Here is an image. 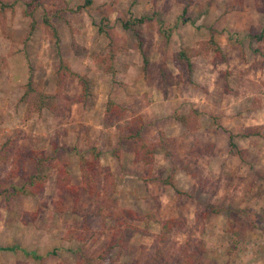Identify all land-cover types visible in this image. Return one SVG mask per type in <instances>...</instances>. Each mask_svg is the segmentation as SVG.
Listing matches in <instances>:
<instances>
[{"label": "rangeland", "instance_id": "1", "mask_svg": "<svg viewBox=\"0 0 264 264\" xmlns=\"http://www.w3.org/2000/svg\"><path fill=\"white\" fill-rule=\"evenodd\" d=\"M23 1L17 5L24 8ZM81 1L66 3L73 8ZM128 8L131 16L149 19L122 29L120 18H127ZM8 9L0 33L12 41L8 50H23L26 74L10 80L2 75L0 55V142L9 138L11 151L22 154L13 175H8L10 164L0 161V185L20 186L22 175L35 171L47 175L34 196H0V244L16 246L9 250L11 264H145L152 236L127 231L121 234L122 245L108 243L116 229L128 225L158 233L157 222L136 219L150 211L174 221L162 245L167 264H178L171 256L184 241L197 264H264V0H242L237 8L234 0H91L85 10L57 17L46 3L58 51L40 9L35 10L37 28L27 38L28 23L8 29L14 17L10 11L6 20ZM97 25L110 34V53ZM134 31L148 61L145 72ZM259 32L260 39L255 37ZM210 36L223 58L209 44L205 48ZM179 48L193 51L189 73L172 61ZM59 57L87 79L85 101H78L81 87L73 79L66 81L53 111L26 113L19 95L27 77L40 91L53 93ZM160 63L176 80L164 91ZM107 97L124 110L105 115ZM138 119L143 139L154 142L158 132L171 138L167 152L155 147L149 166L133 162L126 137ZM228 133L241 158L228 152ZM90 147L109 170L111 188L100 198L81 195L74 210L71 195L63 193L58 200L50 164L63 163L70 184L78 185L74 150L88 156ZM98 204L110 209L109 216L95 215Z\"/></svg>", "mask_w": 264, "mask_h": 264}, {"label": "trees", "instance_id": "2", "mask_svg": "<svg viewBox=\"0 0 264 264\" xmlns=\"http://www.w3.org/2000/svg\"><path fill=\"white\" fill-rule=\"evenodd\" d=\"M242 0H234V8L239 6ZM133 2V1H132ZM49 3L54 7L52 12V17H57L60 12L69 11V12H78L81 9H86L91 4V0H82L81 3L76 4L73 8L67 6L66 0H28L25 2V7L23 8L22 14L29 19L27 24V32L26 38L32 33L35 20L33 13L35 10H41V23L47 26L53 36V42L58 51V37L57 32L54 25L50 21V17L45 11V5ZM131 5V3H130ZM11 2H7L4 0H0V29L1 24L3 21L4 10L6 8H11ZM186 4L181 9V14L185 12ZM128 16L127 18H120V26L122 29H128L130 26L139 25L143 23L145 20L149 18L144 16L133 17L130 14V10H127ZM105 18V17H104ZM103 18V19H104ZM158 32L163 36L165 43H167V35L164 34V31L161 27L157 28ZM96 31L98 33H104L107 43H106V52L111 51V37L108 32L103 30L102 26L97 25ZM136 42V48L140 54L141 58V70L145 72L146 67L148 65V61L141 50L142 41L139 38L137 32H133ZM262 33L259 32L255 34V37L260 39ZM210 45V48L207 45ZM205 48H209L215 54H218L220 57L223 58V55L220 52V47L218 44L213 40L210 36L204 42ZM193 55V51L188 48H179L172 54V61L175 67L180 71H185L187 73L191 70V61L190 58ZM111 58V54L108 55V59ZM101 62L103 59L100 60ZM110 67V66H109ZM108 67V68H109ZM157 70L159 74V79L161 80V88L164 91L167 86L176 83V80H173L171 75L169 74L168 70L166 69L165 65L160 63L157 65ZM29 71V70H28ZM108 71H111L109 69ZM55 79H56V88L53 93H45L40 91L31 81L30 77L28 76L25 83L23 84L22 91L19 95V100L26 104V113L30 112H39L42 108L53 109L59 105V100H61V91L64 88L66 81H71L75 79L77 83L81 87L80 95H79V102H84L88 92H87V79L78 74L75 71H72L67 64L63 62V60L59 57L58 58V65L55 70ZM64 95V94H63ZM60 97V98H59ZM124 109L113 102L109 97H107L104 105V114L109 115L112 114L114 111H123ZM175 119L178 120L181 124L187 125V120L185 117L177 115ZM140 120L138 119V124L135 128L131 129L129 134L126 136L132 142L133 147V162H138L144 165H150L153 160V153L155 147L158 145L167 152V143L171 142V138H166L162 135L161 132L157 134V140L154 142H149L146 139H143L140 134ZM252 134H258V130H251ZM233 135L228 133L227 135V147L228 152L232 155H235L241 158L242 150L237 148L236 144L232 140ZM74 152L77 155V163H78V172L80 177V183L78 185L70 184V175L69 172L66 170L63 163L58 161L51 162V166L55 169V189L56 195L58 196V200L61 199V195L63 193H67L68 195L72 196V208L74 210L77 209L79 205V198L81 195H86L87 197H95L100 198L99 196L103 193H106L111 188V178L110 172L108 169L103 168L99 164V151L96 150L94 147H90L88 151V156H84L82 153H78L76 150ZM22 154H18L16 152L11 151V140L9 138H5L3 141L0 142V161L3 163H9L10 168L8 171V175L14 174V169L16 165H18V161L21 158ZM43 159L40 157V160ZM42 161V160H41ZM171 173V172H170ZM171 174L167 175V179H169ZM46 174H41L37 171L30 173V174H23V181L20 186L10 185L8 187H1L0 185V196L4 200L10 199L11 196L14 194H24V195H31L34 196L40 192L43 183L46 179ZM167 181V180H165ZM104 203V201H102ZM211 212H216L217 208H211ZM130 213V212H127ZM110 209L101 206L100 204L97 205L95 210V215H98L101 219L102 217L109 216ZM148 219L153 220L159 224V231L156 234L148 233L144 230L138 229L134 226H124L123 228L116 229V234L111 237V241L108 243V247L113 245H122L120 242L121 234L127 231H140L143 234L152 236L154 241L150 254L147 256L146 260L144 261L145 264H167L165 257L163 255V247L162 245L166 243L168 233L172 229V224L174 223L173 219H160L155 215L154 211H150L146 213L144 216H138L136 219ZM188 241H184L183 245L179 246L172 254V260H176L178 264H197L196 260L190 255L191 248L188 245ZM16 246H8L5 247L8 250H12ZM36 258H40V256L32 255ZM166 262V263H165ZM133 264H139L137 261Z\"/></svg>", "mask_w": 264, "mask_h": 264}, {"label": "crops", "instance_id": "3", "mask_svg": "<svg viewBox=\"0 0 264 264\" xmlns=\"http://www.w3.org/2000/svg\"><path fill=\"white\" fill-rule=\"evenodd\" d=\"M12 2L14 0H11ZM17 1L16 4H13L12 9L9 8L8 12L5 13L6 15V20L7 18L10 17V11L13 12L14 17L11 20V23L6 24L8 26V29L14 31L18 28L15 27L16 24H20L21 28H23L24 25H26L28 23V18L22 15V11H23V7H19L17 4H19V2H21V0H15ZM93 1V0H92ZM23 2H26L25 0ZM21 4V3H20ZM34 15V20L36 22L37 25V11H34L33 13ZM9 22V21H8ZM55 26V24H54ZM35 28H37L35 26ZM14 38H16V36H14ZM17 39V38H16ZM10 39H6L4 38V36L0 33V55H4V63H3V68L1 69V74L4 76H7L8 79L10 80L13 75V77L16 78V76H23V72L24 75L26 74V65H25V60H24V55H23V50L21 49H15V50H8V47H10V45L12 44L9 42ZM21 44L19 45V47L21 48ZM18 73V74H17ZM12 85V84H11ZM11 87V86H9ZM3 104L5 105V109H8V102L6 99H3ZM10 245L8 244H0V264H11V256H10V252L8 249H6L5 247H8ZM12 246V245H11ZM6 260V262L4 261Z\"/></svg>", "mask_w": 264, "mask_h": 264}]
</instances>
